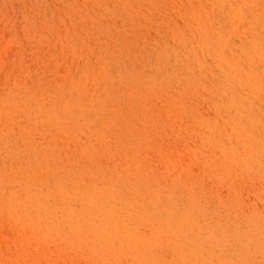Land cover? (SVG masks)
<instances>
[{
    "label": "rangeland",
    "instance_id": "rangeland-1",
    "mask_svg": "<svg viewBox=\"0 0 264 264\" xmlns=\"http://www.w3.org/2000/svg\"><path fill=\"white\" fill-rule=\"evenodd\" d=\"M0 264H264V0H0Z\"/></svg>",
    "mask_w": 264,
    "mask_h": 264
}]
</instances>
